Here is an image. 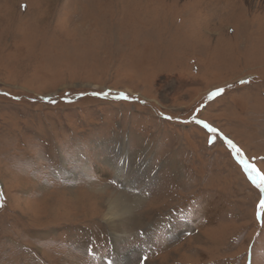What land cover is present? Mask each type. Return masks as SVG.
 <instances>
[{
  "label": "rangeland",
  "instance_id": "obj_1",
  "mask_svg": "<svg viewBox=\"0 0 264 264\" xmlns=\"http://www.w3.org/2000/svg\"><path fill=\"white\" fill-rule=\"evenodd\" d=\"M245 162L264 0H0V264H264Z\"/></svg>",
  "mask_w": 264,
  "mask_h": 264
},
{
  "label": "snow or ice",
  "instance_id": "obj_2",
  "mask_svg": "<svg viewBox=\"0 0 264 264\" xmlns=\"http://www.w3.org/2000/svg\"><path fill=\"white\" fill-rule=\"evenodd\" d=\"M243 82V81H242ZM224 89L220 88V89H216L215 91L211 92L209 94V99H212L216 96H219L223 93ZM102 94V93H101ZM125 99H127V96H124ZM171 119V118H169ZM197 123H201L204 125V127L206 128H211L210 125H208L206 122L203 121H196ZM212 131H216V129L212 128ZM229 145H231L234 149L236 148V146L233 144L232 141H228ZM237 153H239V149H236ZM244 168L245 171L247 173V176L249 178V180L253 183V185H255L260 192L262 193L258 208L259 211L261 213H264V172H261L259 169H257L254 165H249L248 163H244ZM3 205L0 204V207H2Z\"/></svg>",
  "mask_w": 264,
  "mask_h": 264
},
{
  "label": "bare ground",
  "instance_id": "obj_3",
  "mask_svg": "<svg viewBox=\"0 0 264 264\" xmlns=\"http://www.w3.org/2000/svg\"><path fill=\"white\" fill-rule=\"evenodd\" d=\"M118 173V172H117ZM116 173V174H117ZM123 199V198H122ZM124 202V201H123ZM127 203V202H126ZM106 206H107V212L105 213L106 215H104V216H106V218L107 219H109V220H112V219H114L115 217H116V215H117V212L115 211V205H114V202H112V201H108L107 202V204H106ZM126 209V208H125ZM129 209H131L130 207H129ZM115 221H117V220H115ZM122 221V220H121ZM123 222V221H122ZM134 223V222H133ZM136 223V222H135ZM110 224V223H109ZM132 225V224H131ZM132 228V227H131ZM125 256L123 255V254H120V256H119V258H118V261H123L124 263H125ZM128 264V263H127Z\"/></svg>",
  "mask_w": 264,
  "mask_h": 264
}]
</instances>
